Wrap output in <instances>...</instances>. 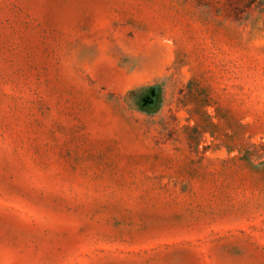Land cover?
<instances>
[{"label": "rangeland", "instance_id": "rangeland-1", "mask_svg": "<svg viewBox=\"0 0 264 264\" xmlns=\"http://www.w3.org/2000/svg\"><path fill=\"white\" fill-rule=\"evenodd\" d=\"M0 264H264V0H0Z\"/></svg>", "mask_w": 264, "mask_h": 264}]
</instances>
